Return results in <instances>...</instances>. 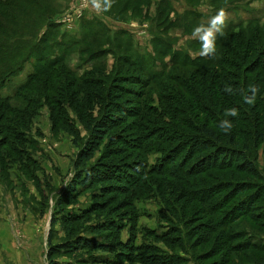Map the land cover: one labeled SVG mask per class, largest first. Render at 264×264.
Returning a JSON list of instances; mask_svg holds the SVG:
<instances>
[{"label":"rangeland","instance_id":"374dc122","mask_svg":"<svg viewBox=\"0 0 264 264\" xmlns=\"http://www.w3.org/2000/svg\"><path fill=\"white\" fill-rule=\"evenodd\" d=\"M161 1L112 0L111 8L105 10L104 0L99 9L89 0L83 16L74 20L71 26L62 20L74 0H45V11H39L37 16L29 8L25 12L18 9L16 20L8 14L2 16L9 26L17 29L8 31L9 26L2 23L0 41H4L6 47L7 36L18 37L25 47L13 55L16 61L8 58L0 62V68L3 67L5 72L22 64L21 71L15 75L0 76L1 84L6 81L0 86V97L10 99L7 103L0 102V112H5L6 116L5 135L0 136V264H49L51 246L61 248L52 258L55 264H109L113 261L128 264L123 261L129 255L120 248L103 252L88 250L78 244L89 239L109 247L118 240L123 244L130 243L132 238L131 244L135 248L151 250L147 258L163 259L164 262L177 259V264L181 261V264H198L194 257L198 254L204 260L202 264H221L223 260H228L227 264H264V254L258 251H252V254L259 262L252 263L250 258L230 262L231 250L223 248L226 246L220 244L221 237L217 236L203 244L200 237L186 238L183 248L179 243L171 247L167 242L171 239L168 234L186 230L182 223L184 219L176 218L174 212L185 205V201L180 200L178 204V200L182 189L187 188L188 179L147 175L127 194L117 190L121 188L119 179L124 183L132 181L126 178V172L142 171V162H145L146 170L150 169L163 157L162 144L150 139L143 142L144 160L141 158L136 138L138 125L144 130L153 127L151 124L157 121L142 112V119H135L133 114H138L139 107L164 110L160 99L164 93L170 94L164 85L170 86L172 91L182 78L199 87L191 78L196 73L203 76L204 71L211 70L189 67L187 60L213 58L217 61L225 53L223 48L229 45L246 53L243 43L248 37L264 33V0H189L191 4L187 0H168L169 8ZM221 7L228 13L224 35L217 36L215 55L202 57L199 55L200 42L192 37V32ZM5 11L0 10V15ZM42 16H47L48 20ZM154 38H166L172 52H165L163 57L158 54ZM174 53L178 55L173 57ZM125 58L133 63H143V71L150 68L154 73L166 71L167 77L149 80L139 66L124 62ZM151 58L155 59L157 68L152 65ZM55 60L62 62L47 70L45 66ZM182 65L186 66L180 68ZM32 76H35L34 82L16 97L17 89ZM113 85L116 87L112 89ZM63 88L67 93L72 89L80 95L77 103L70 101L69 96L61 95ZM108 88L112 89L114 97L111 99L114 100L115 88L122 89V96L116 101L121 109L117 116L121 120H112L117 126L95 158L84 168L77 169L80 155L88 151L91 141L86 120L90 114L99 120L105 112L97 102L93 105L94 112H90L89 99L94 93L107 96ZM26 98L31 102L34 99L36 107L29 105ZM55 105L58 106L57 113L53 111ZM125 110L128 112L124 113ZM164 114L165 121H169V114ZM18 134L22 141L16 139ZM256 150L257 164L264 176V139ZM111 162L117 166V170L114 169L117 178L98 184L96 179L104 177V166ZM199 163L201 161L196 165ZM80 176L83 180L90 176L93 183L79 185ZM238 178L247 179L244 174ZM73 184L77 185L72 201L61 205L71 194ZM96 206L97 212L94 211ZM204 208L198 203L190 206L188 216L194 230L206 226L208 217ZM53 216L57 219L55 226H51ZM74 216L79 221L68 223ZM232 228L235 234L246 229L258 232L253 222L247 220ZM238 237H232L233 241L237 242ZM189 240L200 243V248L190 249ZM138 255L136 253L134 257Z\"/></svg>","mask_w":264,"mask_h":264},{"label":"trees","instance_id":"16d2710c","mask_svg":"<svg viewBox=\"0 0 264 264\" xmlns=\"http://www.w3.org/2000/svg\"><path fill=\"white\" fill-rule=\"evenodd\" d=\"M187 1L189 4L192 3L189 0ZM161 4L166 7L169 4L171 7L168 0H162ZM28 8L37 16L39 11H45V0H0V10H7L2 12L3 15H0V27L2 23L5 27L9 26V22L2 16L8 14L9 17L11 16L16 20V11L22 9L25 12ZM42 17L48 20L47 16ZM178 19L183 20L182 16H178ZM13 29L16 30L17 27L12 28L9 26L8 31H12ZM15 32L13 31L14 36L17 35ZM7 38L6 47L4 46V41H0V62L8 58L13 60V55L21 52L25 47L20 38L8 36ZM166 38H154L153 41L155 47L159 49L158 54L162 57L165 52H172L169 51L171 43L164 40ZM243 44L245 50H247L243 54L234 49L232 45H229L231 47L223 48L225 53L217 61L213 58H208V60L205 58L187 60V66L189 67L211 71H204L203 76L196 73L191 78L199 87L193 85L187 79L184 81L183 78L177 82V88L172 91H170V86L164 85L170 94L164 93L165 95L161 97L160 102L164 106V110L162 111L169 114V121H165L166 114L162 111L149 108L148 106L139 107L138 114H133L135 119H142L140 117V113L142 112L152 115L157 121L156 124H151L153 127L148 126L144 130L140 129L141 126L138 125L136 138L141 158L144 160L145 150L142 148L143 142H148L150 139L162 144L163 157L159 161V164L152 166L150 169L146 170V164L142 162V171L136 172V174L126 172V178L132 179V181L124 183L119 179L118 182L121 188L117 190L119 193L127 194L129 190L138 186L147 175H166L176 180L188 179L187 188L182 189L178 200V204L182 200L185 201V205L180 210L176 209L174 212L176 218L184 219L182 223L183 225L185 224L186 230L184 232L181 229L179 231H171L168 234V237L171 239L167 242L170 243L172 248L177 243L180 244V248H183L184 240L187 241V239L200 237V242L203 244L209 242L214 236H217V238L221 237L220 244L224 243L226 246L223 248L231 250L232 257L230 258V262L235 260L242 262L245 258H250L253 263L260 260L255 254H252V251L264 254V231H262L264 230V176L261 174L260 167L257 164L258 158L256 152V149H258L264 139V33L258 32L253 34ZM177 55L178 53H174L173 57ZM13 61L16 60L14 59ZM150 61L157 68L155 59L151 58ZM60 62L62 61L55 60L53 64H47L45 68L51 70L54 64ZM124 62L139 66L141 72L146 73L149 80L167 77L166 71L154 73L155 71L152 72V68L148 70L144 68L145 71H143V63L141 62L133 63L130 59L126 58ZM165 66L167 67V65ZM185 66L182 65L180 68ZM174 67L177 66L174 65ZM2 68H0V76L5 74V78H7L21 71L22 64L12 66L7 72ZM34 80L35 76H32L28 82L21 85L17 89L16 97H20ZM5 82L2 81L0 86H4ZM250 85L257 89L256 99L253 104L245 103L244 96L239 91L243 89L245 94L251 95ZM114 86H112V89ZM226 86L232 87L233 92L231 94L224 90ZM65 88L60 91L61 95L69 96L70 101L77 103L80 95L76 91H72V89L67 93ZM72 88L74 89L75 86H72ZM112 89L107 91V96L100 95V93L98 96L97 93H94L89 99L88 108L90 112H94L93 105L95 102L105 112H103V116L99 120L94 119V114H90L89 120H86L91 141L89 142L88 151L81 153L78 166L76 164L77 169L84 168L86 163L95 158L99 148L106 141L105 139L108 138L110 132L117 126L112 120L120 119L117 113H120L121 109L116 105V101L122 96V89L118 88L116 90L117 88H115L116 100L111 99L114 97ZM9 100L8 98L0 97V102L7 103ZM25 100L29 101L28 98ZM28 104L33 105V107L37 105L34 99H32V102L29 101ZM56 105L53 111L57 113L58 106ZM229 108L238 109V116L226 117L224 113ZM125 112H128V110H125ZM25 113L31 117L30 113ZM250 114L253 115L252 118ZM5 118V112H0V136L2 137L5 135ZM56 119L60 123V119L57 116ZM223 119H228L232 123V127L228 132L222 131L219 127V123ZM243 126H249L250 128L244 129ZM71 133L74 134L75 131ZM149 133L152 134L149 135ZM16 139L22 141V136L18 134ZM198 161H201V163L196 165ZM114 169L116 171L117 166L112 162L109 166H104L105 175L104 177L99 176L96 179L98 180V184L107 180H115L118 175L114 174ZM241 174L246 175L247 179H237ZM77 183L86 186L93 182L90 176H87L84 180L80 176ZM76 185H72L71 194L64 198L61 205L72 201ZM193 203L206 207L203 212H206L208 218L206 226L203 229L194 230L191 226L188 214L190 206ZM98 209V206H96L94 211L96 210L97 212ZM179 211L182 214H179ZM244 220L253 222L258 232L255 233L252 230L246 229L240 234H235L236 231L232 227ZM68 221L70 224L77 223L79 218L74 216L72 219L69 218ZM56 223L57 219L53 216L51 226H55ZM51 235L52 232L49 235V240H51ZM235 235L239 236L237 242L233 241L232 238ZM239 241L242 242L239 243ZM133 242L134 238H132L130 243L126 244L118 240L115 245L104 247L95 240L88 239L78 245H83L88 250H101L103 252L113 251L115 247L120 248L121 252L125 251L128 253L129 257L123 261L128 264H177V259L173 262H164L163 259L155 260L154 257L147 258L146 255L151 250L148 249V251L145 248L143 249V247L135 248L131 244ZM189 242L190 249L197 250V247L200 248L198 246L200 243L194 244L190 240ZM60 249V247L51 246L48 252L49 264H55L52 258L60 252ZM136 253L139 255L134 257ZM194 257L198 264L203 263L204 260L201 255L195 254ZM227 263L228 260L221 262V264ZM109 264H120V262L113 261Z\"/></svg>","mask_w":264,"mask_h":264},{"label":"clouds","instance_id":"9594fccd","mask_svg":"<svg viewBox=\"0 0 264 264\" xmlns=\"http://www.w3.org/2000/svg\"><path fill=\"white\" fill-rule=\"evenodd\" d=\"M91 2L97 9L101 7V0H91ZM104 3L106 4L105 10L111 8L112 0H104ZM227 20L228 13L224 7H221L206 23H201L194 28L192 37L200 42V56L209 57L215 55L217 36L224 35V29L227 26ZM249 89L252 93L251 95L245 94L243 89L239 91L244 96L245 103L253 104L256 99L257 89L251 85L249 86ZM224 90L230 94L233 92L231 86H226ZM238 114L239 112L236 108H229L224 113L226 117H237ZM219 127L222 131L228 132L232 127V123L228 119H223L220 121Z\"/></svg>","mask_w":264,"mask_h":264},{"label":"built area","instance_id":"2783aa9c","mask_svg":"<svg viewBox=\"0 0 264 264\" xmlns=\"http://www.w3.org/2000/svg\"><path fill=\"white\" fill-rule=\"evenodd\" d=\"M88 4L89 0H74L71 10L64 16L62 22L71 26L74 20L83 16L84 12L88 8Z\"/></svg>","mask_w":264,"mask_h":264}]
</instances>
